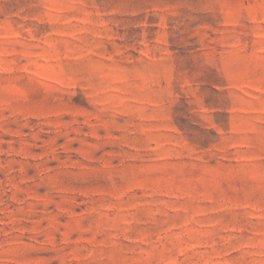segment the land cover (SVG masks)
Here are the masks:
<instances>
[{"label": "rangeland", "instance_id": "obj_1", "mask_svg": "<svg viewBox=\"0 0 264 264\" xmlns=\"http://www.w3.org/2000/svg\"><path fill=\"white\" fill-rule=\"evenodd\" d=\"M0 264H264V0H0Z\"/></svg>", "mask_w": 264, "mask_h": 264}]
</instances>
